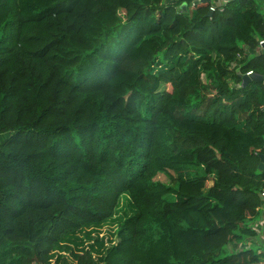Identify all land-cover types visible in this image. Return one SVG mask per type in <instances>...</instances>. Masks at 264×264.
<instances>
[{"label": "trees", "instance_id": "trees-1", "mask_svg": "<svg viewBox=\"0 0 264 264\" xmlns=\"http://www.w3.org/2000/svg\"><path fill=\"white\" fill-rule=\"evenodd\" d=\"M208 8L0 0V264H264V1Z\"/></svg>", "mask_w": 264, "mask_h": 264}, {"label": "built area", "instance_id": "built-area-1", "mask_svg": "<svg viewBox=\"0 0 264 264\" xmlns=\"http://www.w3.org/2000/svg\"><path fill=\"white\" fill-rule=\"evenodd\" d=\"M228 0H209V8L208 11L213 12L215 9L220 8L223 4H225ZM264 1V0H263ZM189 3V6L192 7L194 5H198L201 2V0H187V4ZM259 45L261 47V49H264V40L260 39L259 40ZM254 73L252 70L247 71L245 74L250 75ZM261 110L264 112V101L262 102L261 105ZM260 198L262 199V205L260 206V208H262L264 206V189L260 192ZM259 208V209H260ZM257 221V220H255ZM253 220L251 228L253 229L254 232L261 233L264 232L263 227H264V216L261 219H258L257 222H255Z\"/></svg>", "mask_w": 264, "mask_h": 264}, {"label": "water", "instance_id": "water-1", "mask_svg": "<svg viewBox=\"0 0 264 264\" xmlns=\"http://www.w3.org/2000/svg\"><path fill=\"white\" fill-rule=\"evenodd\" d=\"M205 1H209V0H201V2H205ZM183 8H185V4L182 5ZM212 12L208 11L207 12V16H211ZM241 79H242V85L246 86L250 81H255V82H262L264 81V76L258 73H252L250 75L247 74H243L241 75ZM259 168L263 169L264 168V155H261V161L259 164Z\"/></svg>", "mask_w": 264, "mask_h": 264}, {"label": "crops", "instance_id": "crops-1", "mask_svg": "<svg viewBox=\"0 0 264 264\" xmlns=\"http://www.w3.org/2000/svg\"><path fill=\"white\" fill-rule=\"evenodd\" d=\"M207 2V1H206ZM260 210V213L258 214L257 218L254 219L258 221V219H261L263 216H264V206L262 208L259 209ZM255 221V222H257ZM252 223V222H251ZM251 225V224H250ZM263 230H264V227H263ZM257 234V233H256ZM257 238L259 240L261 239H264V232L261 231V233H258L257 234ZM256 239V238H255ZM252 241L254 242V238H251V239H247L245 242H239V243H235V244H232V245H229V248L230 250H237V249H240V248H248L251 244H252Z\"/></svg>", "mask_w": 264, "mask_h": 264}, {"label": "rangeland", "instance_id": "rangeland-1", "mask_svg": "<svg viewBox=\"0 0 264 264\" xmlns=\"http://www.w3.org/2000/svg\"><path fill=\"white\" fill-rule=\"evenodd\" d=\"M160 58H161L160 56L157 57V59L155 60V64L158 63V62H160ZM7 136H8V133H0V142H1L2 139H4ZM156 178L159 179V180H161V181L168 182V183L170 181L168 175H166L164 173L158 174V176ZM210 184H211V182L208 183V186ZM250 224L252 225V223H250ZM100 232H101L100 235L101 234H104V236H108V234L110 233L109 226L102 227V229H100ZM115 238L116 237L113 236V239H114L113 242L115 241Z\"/></svg>", "mask_w": 264, "mask_h": 264}]
</instances>
